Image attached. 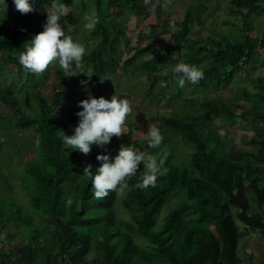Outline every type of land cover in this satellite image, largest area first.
I'll return each mask as SVG.
<instances>
[{
  "label": "trees",
  "instance_id": "1",
  "mask_svg": "<svg viewBox=\"0 0 264 264\" xmlns=\"http://www.w3.org/2000/svg\"><path fill=\"white\" fill-rule=\"evenodd\" d=\"M74 1L63 0L67 9ZM226 1L235 8L230 15L241 20V26H232L237 27L233 36L216 34L221 42L210 39L208 48L201 46L191 37L193 17L187 14L183 21L170 22L174 47H159L143 35L140 39L144 46L134 48L126 35L125 15L137 14V0H88L98 21L89 32L96 45L82 59L77 87L101 86L111 77L136 78L146 82L145 98L150 99L154 89L169 78L177 87L171 96L177 102L183 87H178L171 68L178 62L196 65L203 73L198 83H188L193 93L221 86L242 66L255 63L256 52L264 49V0ZM30 3L32 11L26 14L15 8L13 0H6V7L0 11V103L15 116L16 129L33 134L34 159L23 164L22 189L35 212L49 217L52 228L50 231L42 223L34 227L22 211L12 213L11 204L0 205V227L13 223L15 228L30 232V240L41 256L40 264H239V224L264 227L262 219L252 213L250 203L254 199L264 212V134L244 136L243 147L253 151H243L248 158L235 161L221 137L203 126L204 115L196 114L203 107L209 115L235 117L228 105L214 100H185L178 112L159 121L163 134L180 139L191 155L177 162L171 150L160 146L153 149L158 160L165 158L167 173L158 175L155 187L144 190L136 187L141 174L127 180L128 193L121 202L129 216L125 221L116 210L120 191L94 198L91 181L83 170L91 166L94 172L100 166L98 154L111 159L122 144L131 146L132 135L113 137L109 146H93L87 155L63 150L60 138L73 134L79 120L76 113L81 109L73 107L68 96L54 93L48 102L40 89L30 92L36 84L41 88L48 82L49 68L39 75L28 73L18 57L23 45L43 30L50 0ZM73 16L69 11L61 20L74 25ZM256 20L262 26L260 37L254 39L249 34ZM122 46L132 55L124 57ZM57 68L60 80L70 83L72 70ZM162 69L164 75L160 74ZM12 72L21 83L20 91H26L25 107L15 98L14 82L7 80ZM255 98L254 112H243L240 118L264 126V75L258 78ZM31 100L38 110L33 109ZM187 108L195 114L189 115ZM2 139L0 136V148L7 143ZM0 179L7 184L2 173ZM8 190L11 193L9 185ZM12 255V251L4 255L0 252V264H10Z\"/></svg>",
  "mask_w": 264,
  "mask_h": 264
},
{
  "label": "rangeland",
  "instance_id": "2",
  "mask_svg": "<svg viewBox=\"0 0 264 264\" xmlns=\"http://www.w3.org/2000/svg\"><path fill=\"white\" fill-rule=\"evenodd\" d=\"M82 4L86 5V9L83 8ZM3 8L4 6L0 5V11ZM197 9L194 10L193 13L197 16L199 22L192 23L191 36L201 46L209 47L207 45V38L209 36L213 38L214 42L222 41L219 37L213 35L215 33L211 32L212 29L217 30L225 36H233L235 32L233 29L236 30L237 27L232 26H241L240 19L238 17H232L228 9H225L226 12L224 11V13L216 18L215 23H208L206 21L207 19H204L206 17H202ZM233 10H235L234 7ZM69 11H72L74 15L75 24L73 25L69 22L66 23L60 20L64 32L74 41L83 44L86 52L89 48L93 49L96 45V40L92 39L89 30L83 28V18L85 15L94 17L96 14L94 7L88 0H76L71 8L67 9L64 17L68 15ZM44 15L47 19V13ZM179 18L182 20L183 16L179 15ZM125 19L127 20L126 35L130 40V46L134 48L144 46L145 43H142L140 36L145 35L163 48L174 47L169 38L168 26L165 25L161 31L153 32L149 28L150 25L148 24L147 15L144 16V10L142 8L141 13L139 12L138 15L126 14ZM261 26L259 20H256L254 23V31L249 34V36L254 39L257 36L260 37L259 29ZM122 51L124 57L132 55L124 49V46H122ZM254 58V60H256L255 63H248L242 66L241 69L236 72L233 79L221 86H216L211 91L193 93L191 86L186 82L183 86V95L177 102L171 99L172 93L177 91V87L171 85L172 79L169 78L154 89L153 96L149 99L148 97L145 98L147 90L145 86L146 82L142 79L111 77L105 80L104 84L101 86L93 87L90 85H83L79 88L77 84L80 82L81 66L78 68L80 71L72 70V81L66 83L60 80L58 68L55 64H50L47 67L49 68L48 82L41 88H37L36 84L35 88L30 92L34 94L40 89L44 96L49 99L48 102H50V98L54 93H58L62 97L68 96L72 100L73 107H76L79 101L86 99L89 92L97 98L103 96L106 99L117 93L119 97L129 100L132 109L125 121V134L130 133L132 135L131 147L140 148L156 156L153 149H147L146 136L144 134L149 130V126H154L160 130L163 137L160 147L165 150H171L177 162L189 159L191 150L185 146L180 139L163 134L159 119H167L171 114L178 112L184 107L185 100L197 99L199 102L214 100L217 103L218 101H222L228 105V109L235 117H227L224 114L209 115L208 109L203 107H199L196 114L204 115L202 121L203 126L221 137L225 145V150L231 159L235 161H245L248 157L243 151H253V148L249 146L243 147L244 142L242 140L244 136L251 137L253 135L264 134V126L240 118L243 112H254L258 78L264 75V49H259ZM73 72L75 74H73ZM90 73L91 69L87 71V75ZM164 73L165 69H162L160 74L164 75ZM14 75L15 72L7 75V80L8 82H14L15 98L20 102L22 107H25L24 98L26 91H20L21 83L15 80ZM30 104L34 107V110H38L36 109V102L34 100H31ZM186 111L191 116L195 114L191 108H187ZM0 118V127L3 128L0 132V136L7 142L0 148V173L6 178L7 182L6 184L3 179H0V205L4 204L6 207L10 204L13 205L11 209L12 213L22 211L26 218L33 223L34 227L42 223L51 231L52 226L49 217L47 215L40 216L35 212L29 198L22 189V178L25 171L23 164L34 159V153L31 150L34 146L33 134L31 131L16 129L15 126L17 122L14 119L15 116L1 103ZM111 142L112 140L110 143ZM110 143L106 146H109ZM13 145H15L17 149L14 148ZM139 170L140 171H138L136 175L143 172L142 164ZM8 185L12 189L11 193H9ZM127 193V188L120 191L116 205L119 216L125 221L129 220V216L122 208L121 202L126 197ZM250 203L252 207L256 205L254 199H251ZM256 207L258 208V206ZM29 233L30 232L24 228H15L13 223H5V226L0 227V252L5 254L12 251L11 264H40V253L30 240ZM138 243L140 245L143 244L142 241ZM47 244L49 246L51 245L50 242Z\"/></svg>",
  "mask_w": 264,
  "mask_h": 264
},
{
  "label": "clouds",
  "instance_id": "3",
  "mask_svg": "<svg viewBox=\"0 0 264 264\" xmlns=\"http://www.w3.org/2000/svg\"><path fill=\"white\" fill-rule=\"evenodd\" d=\"M13 3L22 14L32 11L30 0H13ZM0 5L6 7V0H0ZM143 5L147 11L154 12L157 2L143 0ZM67 7L63 0H50L43 30L33 35L19 54L18 62L26 72L39 75L50 64H55L63 72H70L81 66L86 53L85 46L65 35L60 24ZM83 21V28L89 31L94 30L98 23L95 17L88 15L84 16ZM171 71L175 74L178 87H183L186 82L196 84L203 78L202 71L196 65L184 62L176 63ZM77 106L81 109L76 113L78 125L72 135L61 136L63 150L79 151L87 155L93 146L104 149L113 136L119 138L125 135V121L132 111L127 98L119 97L117 93L108 99L103 96L97 98L89 92L87 98L79 101ZM144 134L147 149H156L161 145L163 137L157 127L149 126ZM96 159L102 163L94 172L91 166L83 170V175H87L91 181L92 196L96 199L106 197L110 191L119 192L126 188L127 180L140 171L141 164L143 172L136 184L141 190L155 187L158 175L167 173L163 156L157 160L148 151L131 147L130 144H122L114 158L110 159L108 155L101 153ZM67 203L71 204V200Z\"/></svg>",
  "mask_w": 264,
  "mask_h": 264
},
{
  "label": "crops",
  "instance_id": "4",
  "mask_svg": "<svg viewBox=\"0 0 264 264\" xmlns=\"http://www.w3.org/2000/svg\"><path fill=\"white\" fill-rule=\"evenodd\" d=\"M156 2L157 7L155 11L149 12L143 5V0H137L136 15H138L139 12L141 13L142 8L144 10V16L147 15L148 24L150 25L149 28L153 32L161 31L165 27V25H167L169 29L170 22H172L173 20L183 21L187 14L192 15L193 22H197L198 18L193 13V11L197 8L198 13L202 17H206L204 19H207L206 21L208 23H215L216 18L220 14L224 13L225 9H228V11H230V14L233 10V6H231V3L226 0H156ZM179 15L183 16L182 20L181 18H179ZM211 32H214L215 34H212L217 37L219 36L216 34H221L215 29H212ZM169 38L171 41L170 32ZM210 39L213 40V38H210L209 36L207 40ZM256 206L257 205L251 207V211L254 215L259 216L264 224V212ZM239 228V244L237 249V256L240 261L239 264H264V227H262L261 229L250 228L239 224Z\"/></svg>",
  "mask_w": 264,
  "mask_h": 264
}]
</instances>
